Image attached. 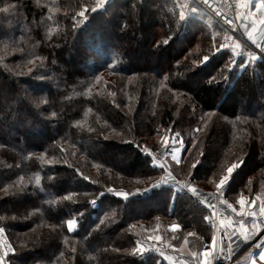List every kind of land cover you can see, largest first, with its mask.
<instances>
[{
  "label": "trees",
  "instance_id": "16d2710c",
  "mask_svg": "<svg viewBox=\"0 0 264 264\" xmlns=\"http://www.w3.org/2000/svg\"><path fill=\"white\" fill-rule=\"evenodd\" d=\"M97 2L0 0V227L9 264H161L133 249L142 231L159 225L168 234L169 223L180 227L176 246L205 248L214 230L187 193H95L159 175L141 146L155 148L165 131L182 137L176 174L209 188L242 159L228 201L264 202V57L233 63L208 15L180 18L184 0ZM98 143L119 147L127 165L87 151Z\"/></svg>",
  "mask_w": 264,
  "mask_h": 264
},
{
  "label": "built area",
  "instance_id": "2783aa9c",
  "mask_svg": "<svg viewBox=\"0 0 264 264\" xmlns=\"http://www.w3.org/2000/svg\"><path fill=\"white\" fill-rule=\"evenodd\" d=\"M184 1L183 5L190 6L181 9V11H184L186 14L184 19H187L191 15H208L224 30L222 36L224 48L230 51H234V49L240 46L251 48L249 42H247V35H242V31L245 30L244 25L248 24L249 20L242 21L237 18L238 11L241 14L245 12L241 9L238 10L236 0H216V4L213 7L205 6L202 0ZM192 7H196L197 12L192 13ZM217 11H221L224 15L218 16L216 14ZM224 16H227L228 20H233L234 22L231 24L228 23L227 20L224 19ZM254 53L258 57H264V51H261L260 48L255 49ZM146 156L151 160V167L159 170L161 176L152 181V184L145 189L146 191L144 194L153 189V187H151L152 185H158L154 187L170 186L177 192L187 193L206 208V216L210 218L206 220V223L212 227L214 231L212 237L207 242V246L195 252L202 253L207 249L212 253L209 257L211 264H252L253 259H255L258 264H264V261H260L259 259V252L264 251V248L256 247L257 243H264V239H261L262 234H264V228L259 232L256 231L252 240L245 242V229L243 233L240 232L239 229L241 224L245 225L248 216L243 215V212H245L244 209L235 207L228 201L226 197L227 183L222 190H218L217 187L207 189L197 185L190 177H177L169 169L170 160L168 159L167 146H161L146 154ZM189 185L194 191L190 192L188 190ZM138 192L139 194L141 193L140 190ZM131 195L129 194L128 197ZM209 204H211V207H208ZM229 205H231V207H229ZM222 221L224 223H221ZM254 221L256 224L264 223V215H261V207L255 211ZM225 225H228V227L226 228ZM4 241L8 244L6 237H4ZM237 246H239V248ZM144 249L146 253L159 255L163 259H165V257H170V259L165 260L171 264H194V258L192 256V252L194 251L181 252L175 245L166 239H153L146 244ZM230 252H236L237 254L230 256ZM161 253H163V255H161ZM9 255L10 252H8L5 258V264H9ZM203 259V256H201V260Z\"/></svg>",
  "mask_w": 264,
  "mask_h": 264
},
{
  "label": "snow or ice",
  "instance_id": "6c2138e0",
  "mask_svg": "<svg viewBox=\"0 0 264 264\" xmlns=\"http://www.w3.org/2000/svg\"><path fill=\"white\" fill-rule=\"evenodd\" d=\"M106 3V0H98L96 8H101L103 7V5ZM202 3L205 6L208 7H213L216 4V0H202ZM236 4H237V8L239 9H247L249 8V5L252 4V0H236ZM181 8H185V7H190L189 5H181ZM254 7L257 9V11L255 13L249 11L247 13L241 14L239 11L237 12V18L241 19L242 21H248L250 18V24H245V31L248 32V35L250 38L253 39V42L256 43V46L258 48H260L261 51H264V0H259L258 3H255ZM96 9H93V11H95ZM0 11H7V9H0ZM192 13L197 12V8L196 7H192L191 8ZM216 14L218 16L220 15H224L221 11H217ZM80 17H83L84 19L87 18V9L82 8V10L79 13ZM186 17V14L184 11L180 12V18L184 19ZM224 19L227 20L228 23H233V20H228L227 16H224ZM83 22V21H81ZM249 27L251 28V31H249ZM258 37V39H257ZM168 42V39H165L163 41L164 44H166ZM221 47H224V45L222 44ZM208 58V56L204 57V60H206ZM233 63H235V61L233 60ZM97 79H99V77H97ZM162 86L163 82H162ZM114 95V93H113ZM118 106V105H117ZM107 139V138H106ZM170 137H164V142L167 146V143L169 141ZM144 151L147 153V149H144ZM175 151V149H174ZM201 155H203V153H201ZM41 159H43V156H41ZM173 159H177L175 156H173ZM199 161H197L196 163H198ZM243 162V160L241 159L238 162H234L231 164L230 167H228L226 169L227 174L224 175L219 183L217 184V189L218 190H222L224 188V186L226 185V183L229 181L232 173L240 166V164ZM196 164H193L192 167L194 168ZM85 180H88L89 178L87 176L83 177ZM37 182H39V177H37ZM154 186H158V185H152L151 187ZM150 187V188H151ZM188 190L194 191V189L191 188V186L189 185ZM146 191V190H145ZM108 192H112L114 195L116 196H120L123 198H127L129 196L128 193L126 192H122V191H115L112 188L108 189ZM71 197H65V199H70ZM54 203V201H53ZM239 203L243 206L245 204V200L243 198L240 199ZM208 207H211V204L208 205ZM229 207H231V205H229ZM244 216H249V215H255V211L253 210L252 212H248L245 211L243 212ZM261 215H264V202H262L261 204ZM4 219V217H0V220ZM210 219L209 217H205V220ZM221 223H224L223 221ZM67 225H68V230L71 232L75 225H76V221L74 220H68L67 221ZM253 228L259 232L261 231L262 228H264V223L261 224H256L255 221L253 222ZM172 229H176L179 227V225L177 224H173L171 225ZM225 227L227 228L228 225H225ZM240 232H244V224L240 225ZM4 228H0V264H5V258L8 255V252L13 251L12 246L10 244H6L4 241ZM189 235H193L192 233H190ZM151 239L154 240H159L160 236H153L151 237ZM249 239H251V234H246L245 235V242H247ZM261 239H264V234H262ZM214 247V245H213ZM239 248V246H237ZM257 248H264V243H257L256 244ZM139 251L140 253H144L146 250L141 247L138 246V248L133 249V252ZM237 254L236 252H230V256L231 255H235ZM161 255H163V253H161ZM212 255V253H210L207 249L205 251H203L202 253L199 252H192V256L194 258V264H211V261L209 259V257ZM201 256H203V260H201ZM229 256V258H230ZM165 259H170V257H165ZM259 259L260 261H264V251H260L259 252ZM252 264H258V262L253 259Z\"/></svg>",
  "mask_w": 264,
  "mask_h": 264
},
{
  "label": "rangeland",
  "instance_id": "374dc122",
  "mask_svg": "<svg viewBox=\"0 0 264 264\" xmlns=\"http://www.w3.org/2000/svg\"><path fill=\"white\" fill-rule=\"evenodd\" d=\"M250 20V19H249ZM213 23V21H211V20H209L208 21V23ZM213 25V24H212ZM211 29H213V33H212V35L214 36V37H216L217 38V40H218V47H220L223 43H222V41H223V39H222V35H223V29H221V28H218L216 25H213L212 27H211ZM242 35L243 36H246L247 35V42H249V44H250V46H251V48L250 47H247V49L246 48H244V47H238V48H236V49H234V51H231L230 52V54L234 57V55L235 56H239V57H241V58H243V57H245V63H247V61L248 60H250V61H253V60H255V58L257 57V56H255V53H254V50L255 49H259L257 46H256V43H254L253 42V39L252 38H250L249 37V35H248V32L247 31H245V30H243L242 31ZM257 39H258V37H257ZM222 48H224V47H222ZM226 49V48H225ZM233 60H235V57H234V59ZM243 66H240V69L242 68ZM263 99V98H262ZM142 120H140V122H141ZM156 137H157V140H156ZM155 137V142L157 143V145L155 146V148L153 147V146H151V144H149V145H143V146H141V151H142V153L143 154H145V156H146V154H148V153H150L151 151H153V150H156L157 148H159V147H161V146H165L166 147V144H165V142H164V137H170V139H169V141H168V143H167V152H169V149L171 148V149H177V148H179L180 149V147H181V145L183 144L182 143V137H181V135L180 134H178V133H168L167 131H165V133L164 134H162L161 136H156ZM179 140V144H178V140ZM153 140H154V137H153ZM181 142V143H180ZM172 143H174V144H172ZM86 146L89 148V150H87L88 152H90L91 154H97V155H99V156H101V157H103L106 161H110V162H113L119 169H123L127 164H126V161H124V158L122 159V156H121V153H120V151H121V149L119 148V147H117V146H110L109 144H108V146H103V148L101 149L100 148V146H99V143L98 144H94V146H89V145H87L86 144ZM91 149V150H90ZM144 149H147L148 151H147V153L144 151ZM147 158V160L149 161V165H150V162H151V160L148 158V157H146ZM170 163H169V169H170V171L173 173V174H175L177 177H189V175H181V176H179L178 174H176L175 173V171H174V167H175V165H178L179 164V162H177V163H175V162H171V160L169 161ZM96 167H97V165H96ZM150 167H151V165H150ZM230 167V166H229ZM80 168V167H79ZM152 168V167H151ZM78 169V168H77ZM78 171H79V173L81 172V168L80 169H78ZM161 176V173H159V175H157V176H155V177H153L152 178V180H149V182H144V183H141L140 182V185H134L133 187H131L129 190H127V189H125V187H123L122 185L121 186H118V185H111V184H109V186H105V187H103V188H98V189H96L95 190V193H96V195H98V196H101V197H103V196H106V197H108V196H113L114 198L115 197H117V198H120V200L121 199H126V198H123V197H120V196H116V195H114L112 192H108V189L109 188H112V189H114L115 191H122V192H126V193H129L130 195L131 194H136V193H138V191L140 190L141 191V193L139 194L140 196L141 195H143L144 194V192H145V189L146 188H148L151 184H152V181L155 179V178H157V177H160ZM196 182V181H195ZM219 182H217V183H215V184H213V186L212 185H210L209 186V188H207V187H204V188H207V189H210V188H214V187H216L217 186V184H218ZM196 184L197 185H199L197 182H196ZM80 186V185H79ZM200 186V185H199ZM200 187H202V186H200ZM94 198V197H93ZM245 200V204L242 206L240 203H239V201H240V199L239 200H235V201H233V204L235 205V206H237L238 208L240 207L241 209H244L245 211H247L248 210V208L250 207V209L253 207H255V206H257V205H261L262 204V202L263 201H261V200H258V199H254V201L253 202H251V201H248V200H246V199H244ZM252 203V204H251ZM250 204H251V206H250ZM255 205V206H254ZM153 206H155L154 204H149V205H147L146 207L147 208H149V209H152L153 208ZM138 209V208H137ZM258 209V207H256L255 208V210H257ZM138 211V210H137ZM139 213V212H138ZM173 224H175V223H169L168 224V226H167V229L171 232V233H168V234H163V232H161L159 229H160V226L159 225H157L156 227H154L153 229H151V230H146V231H142L143 233L141 234V237H140V239H138L136 242H135V244H134V249L135 248H138V246H141V247H145L146 246V244H148L151 240H153V239H151V237H153V236H160V238H162V239H166V240H168V241H170L173 245H175L174 244V242L175 241H173V239L174 238H176L177 239V236H176V234L177 233H179L180 231H179V229L178 228H176L175 230L174 229H172V227H171V225H173ZM177 224V223H176ZM178 225V224H177ZM1 228V227H0ZM4 237H5V235H4ZM6 240H7V237H6ZM8 243V242H7ZM176 246V245H175ZM176 248L178 249V250H180L181 252H187V251H190V250H183V246H176ZM186 248V247H185ZM183 250V251H182ZM139 252V251H138ZM11 253V252H10ZM140 253V252H139ZM145 253V252H144ZM161 257V256H160ZM164 261L165 262H161V264H171L170 262L168 263V261L167 260H165L164 259ZM116 264H119V263H116ZM120 264H123V263H120Z\"/></svg>",
  "mask_w": 264,
  "mask_h": 264
},
{
  "label": "crops",
  "instance_id": "0c3cea01",
  "mask_svg": "<svg viewBox=\"0 0 264 264\" xmlns=\"http://www.w3.org/2000/svg\"><path fill=\"white\" fill-rule=\"evenodd\" d=\"M259 2V0H252V4H250L249 5V8H247V9H241L243 12H245V13H247V12H249V11H251V12H253V13H255L256 11H257V9L254 7V5H255V3H258ZM250 20H251V18H250ZM250 20H249V22H248V24H250ZM249 31H251V28L249 27ZM172 144H174V143H172ZM180 155H181V148L179 149V148H177V149H175V151H174V149H169V152H168V159L169 160H171V162L173 161V162H175V163H177V162H179L180 161ZM173 156H175L177 159H173ZM174 193H177V191H175L174 190ZM178 193H180V192H178ZM250 206H251V204H250ZM255 206V205H254ZM256 207H261V205L259 206V205H257V206H255L254 208L252 207L251 209H250V207L248 208V212H252L253 210L254 211H256L255 210V208ZM207 217V216H206ZM206 221V220H205ZM253 222H254V216L253 215H249L248 216V219H247V221H246V223H245V225H244V229H245V233L246 234H251V239H249V241L250 240H252V238H253V236L256 234V230L253 228ZM180 227H178V229H179ZM213 234V233H212ZM212 237V236H211ZM210 237V238H211ZM183 250H187L186 248H185V245H183ZM182 250V251H183Z\"/></svg>",
  "mask_w": 264,
  "mask_h": 264
},
{
  "label": "water",
  "instance_id": "95a60500",
  "mask_svg": "<svg viewBox=\"0 0 264 264\" xmlns=\"http://www.w3.org/2000/svg\"><path fill=\"white\" fill-rule=\"evenodd\" d=\"M139 195V192L138 193H136V194H133L132 196H138Z\"/></svg>",
  "mask_w": 264,
  "mask_h": 264
}]
</instances>
